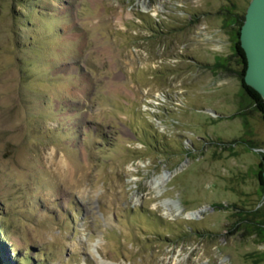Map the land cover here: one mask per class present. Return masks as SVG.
Masks as SVG:
<instances>
[{"label":"rangeland","instance_id":"1","mask_svg":"<svg viewBox=\"0 0 264 264\" xmlns=\"http://www.w3.org/2000/svg\"><path fill=\"white\" fill-rule=\"evenodd\" d=\"M249 1L0 0L6 259L264 264Z\"/></svg>","mask_w":264,"mask_h":264},{"label":"water","instance_id":"2","mask_svg":"<svg viewBox=\"0 0 264 264\" xmlns=\"http://www.w3.org/2000/svg\"><path fill=\"white\" fill-rule=\"evenodd\" d=\"M238 41L246 58L243 81L264 101V0L249 1ZM262 177L264 180V171Z\"/></svg>","mask_w":264,"mask_h":264},{"label":"trees","instance_id":"3","mask_svg":"<svg viewBox=\"0 0 264 264\" xmlns=\"http://www.w3.org/2000/svg\"><path fill=\"white\" fill-rule=\"evenodd\" d=\"M236 35H237V39L234 40L235 41L234 46H235L236 52L240 58V61H241L242 67H243L241 69V72H240V80H241L242 89H243L244 93L247 95V97L252 101L255 109L260 112L262 118L264 119V101H263V98L260 96V94L255 89H253L249 85L245 84V82L243 81V74H244V71L246 68V58L244 56V51L241 48L240 43L238 41L239 40V30L237 31ZM263 159H264V155H263ZM258 163H259V166L262 165V163H260V162H258ZM263 171L264 170H262V169L257 170V176H258V180H259L260 184L264 183V180L262 177ZM1 230L2 229L0 228V231ZM1 251H2V246L0 245V264H12L8 259H6V257L4 255H2Z\"/></svg>","mask_w":264,"mask_h":264},{"label":"bare ground","instance_id":"4","mask_svg":"<svg viewBox=\"0 0 264 264\" xmlns=\"http://www.w3.org/2000/svg\"><path fill=\"white\" fill-rule=\"evenodd\" d=\"M146 8V7H145ZM170 174L168 172H164L163 174H161L160 176H157L155 179H154V185L155 186H158L160 185V183H162ZM187 216H196V215H199V211L196 210V211H189L188 213H186Z\"/></svg>","mask_w":264,"mask_h":264}]
</instances>
